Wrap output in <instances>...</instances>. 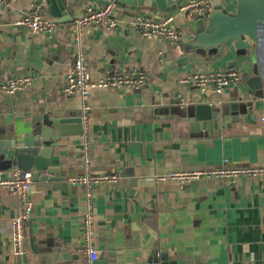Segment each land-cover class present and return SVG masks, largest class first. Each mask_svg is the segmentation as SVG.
Returning <instances> with one entry per match:
<instances>
[{
	"label": "crops",
	"instance_id": "crops-1",
	"mask_svg": "<svg viewBox=\"0 0 264 264\" xmlns=\"http://www.w3.org/2000/svg\"><path fill=\"white\" fill-rule=\"evenodd\" d=\"M41 0H0V80L32 78L29 89L0 96V129L17 131L37 115L79 111L78 93L62 88L78 49L70 24L87 6L110 0H67L69 20L51 33L32 34L10 22ZM237 0H227L235 12ZM46 10V12L44 11ZM45 17L56 20L43 7ZM163 16L147 5H118L117 28L85 29L80 49L91 74L135 66L147 75L146 85L92 88L87 96L88 137L92 170L118 175L115 182L93 188L95 247L93 264H144L150 251L165 252L183 264H264V175L236 181L197 178L187 183L155 179L174 170L222 166H264V99L240 110L234 101L244 88L243 74L253 76L254 55L206 58L189 46L192 33L181 14L179 42L143 37L132 25L137 15ZM219 23L225 19L217 17ZM235 66L241 81L221 93H200L185 80L198 69ZM207 102L218 105L216 118L198 120L181 108ZM168 108L167 113L154 112ZM221 107L226 108L225 113ZM80 124L59 128L50 168L65 174L64 182L39 180L31 186V216L21 254L11 253L9 228L17 202L0 185V264H86L82 214L84 188L66 176L83 172ZM0 170V180L13 168ZM33 174L35 170L30 169ZM34 177V175H33Z\"/></svg>",
	"mask_w": 264,
	"mask_h": 264
},
{
	"label": "built area",
	"instance_id": "built-area-1",
	"mask_svg": "<svg viewBox=\"0 0 264 264\" xmlns=\"http://www.w3.org/2000/svg\"><path fill=\"white\" fill-rule=\"evenodd\" d=\"M117 4L110 0L102 6H87L84 11L71 22L70 26L75 34L78 49L74 56L70 70L65 76V84L62 88L65 93H78L81 100L80 108V158L83 164V172L68 175L65 181L69 184L82 185L84 188V211L82 214V239L83 250L87 254V263L93 264L98 258V250L95 247L94 229V199L93 188L103 182H115L118 175L108 172H95L92 170L91 140L88 137V111L87 96L92 88L121 89L128 88L138 90L147 83V75L138 66L129 69H106L94 77L89 69L86 55L80 49V41L88 27H99L106 30L115 29L120 25L119 18L115 15ZM208 4L205 0H185L177 8L164 16L155 17L137 14L132 18V25L145 38L160 37L177 43L183 34V28L174 23V16L181 12L200 14ZM43 4L40 1L33 2L30 7L20 13L9 23L11 26H24L32 34L51 33L57 26L54 19L45 17L42 13ZM32 78L27 76H9L0 80V96H12L17 92L29 89ZM191 87L200 93L212 90L221 93L232 83L241 81V73L235 66L219 69H198L191 73L185 80ZM224 163L226 161L224 160ZM222 164L216 168L174 170L165 174H157L158 181L171 180L187 183L197 178H218L225 181H236L240 176H263L264 166H227ZM33 184V172L15 167L6 179L0 180V185L13 194L17 202L16 212L10 220L9 240L11 253L18 255L23 253L26 241V226L31 216L33 200L29 196Z\"/></svg>",
	"mask_w": 264,
	"mask_h": 264
},
{
	"label": "water",
	"instance_id": "water-1",
	"mask_svg": "<svg viewBox=\"0 0 264 264\" xmlns=\"http://www.w3.org/2000/svg\"><path fill=\"white\" fill-rule=\"evenodd\" d=\"M48 14L57 23L69 20L67 0H41ZM118 5L143 6L158 11L163 16L176 12L185 0H114ZM208 4L200 14L181 12L182 20L190 27L192 37L189 46L206 58L227 56L233 51L237 56L254 55L253 76L243 74L245 81L241 94L234 100L240 110L256 106L264 99V0H237L235 12L228 11L227 0H205ZM108 3V1H107ZM225 19L219 23L217 17ZM167 113L168 108H155L154 112ZM218 105L198 102L181 108L182 113L198 120L216 118ZM225 113L226 108L221 107ZM80 112L68 111L64 115L50 111L37 115L27 126L5 133L0 129V170L12 166L23 170H35L39 180L61 181L65 174L50 168L53 146L52 140L59 138V128L66 123L80 124ZM80 133V127L78 134ZM144 264H183L165 252L152 250Z\"/></svg>",
	"mask_w": 264,
	"mask_h": 264
},
{
	"label": "rangeland",
	"instance_id": "rangeland-1",
	"mask_svg": "<svg viewBox=\"0 0 264 264\" xmlns=\"http://www.w3.org/2000/svg\"><path fill=\"white\" fill-rule=\"evenodd\" d=\"M46 12V10H44Z\"/></svg>",
	"mask_w": 264,
	"mask_h": 264
}]
</instances>
